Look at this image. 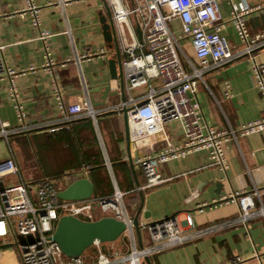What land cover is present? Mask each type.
<instances>
[{
    "label": "crops",
    "instance_id": "obj_1",
    "mask_svg": "<svg viewBox=\"0 0 264 264\" xmlns=\"http://www.w3.org/2000/svg\"><path fill=\"white\" fill-rule=\"evenodd\" d=\"M232 1L249 6L264 3V0ZM23 2L0 0V14L8 15L0 18V44L4 46L3 57L8 67L33 69L14 79L18 100L26 113L28 130L9 135L7 143L0 138V160L9 155L10 149L24 183L54 180L60 184L59 190L79 178L80 168H88L86 179L95 187L91 197H107L115 186L125 194L123 204L131 220L142 202L137 215L140 246L148 244L143 226L164 218H174L185 235L192 232L183 225L186 213L191 214L195 229L209 224H231L219 232L149 257V264H264V216H255L245 224H239L236 222L239 213L235 203L196 210L202 203L209 204L236 191L241 181L247 190L254 186L257 188L259 197L254 199V210L262 208L264 211V134L255 133L230 142L225 147V171L206 168L205 152L198 151L182 160L159 165L157 171L165 181L158 186L144 188L136 160L144 155H154L163 147V138L173 145L180 144L181 128L177 121H171L164 124L163 133L135 143L128 139L126 143L120 115L104 112L121 102L118 83L110 79L109 74L108 63L115 60V53L106 48L99 23V17L105 15L102 0H69L62 5L59 0H36L40 20L38 28L31 26L28 16L14 14L21 10ZM218 11L226 19L228 4L225 0L220 2ZM245 24L249 35L263 31L264 13L251 14ZM222 35L232 53L241 49L229 25L224 26ZM182 45L191 56L185 55L187 62L184 63L185 71L190 73L191 68H198V63L188 43ZM118 49L122 62L124 55L119 43ZM46 50L52 59L48 67H44ZM80 56L90 57L76 63ZM263 63L264 47L250 57L233 59L202 74L194 99L200 106L206 126L234 130L264 116L259 94L250 76L253 64ZM114 66L116 70V64ZM150 84L157 87L158 81L151 80ZM6 87L4 81L0 82V124L13 129L16 120ZM104 87H109L110 94L103 107H93L99 112L94 123L86 118L61 122L54 88L59 91L63 105L69 106L84 98V90L94 104L102 102L97 91ZM145 90H124V102L128 103V97L144 94ZM226 91L227 98L224 97ZM258 151L260 153L254 157ZM133 236L135 246L139 248L134 229ZM125 242L126 238L121 236L114 242L100 244L98 250L109 254L112 249L124 254L128 251ZM96 251L90 247L83 252L86 262L93 260L92 254L95 256ZM0 259L15 261V256L0 255ZM143 264L146 263L143 261Z\"/></svg>",
    "mask_w": 264,
    "mask_h": 264
},
{
    "label": "built area",
    "instance_id": "obj_2",
    "mask_svg": "<svg viewBox=\"0 0 264 264\" xmlns=\"http://www.w3.org/2000/svg\"><path fill=\"white\" fill-rule=\"evenodd\" d=\"M69 0H59L62 5ZM222 0H105L111 14L117 42L121 45L124 59L121 62L124 90L134 91L145 88V93L128 97V103L120 104L107 111H119L125 105L130 142H139L153 135L163 133L164 124L177 121L181 128V142L178 145L162 139L161 147L154 155H144L136 160L144 188L158 186L165 180L157 171L159 165L172 160H182L186 156L204 151L207 158L206 168L225 171L226 159L222 146L236 142L255 133L264 134V116L242 124L236 129L217 130L208 127L202 119L198 102L194 99L198 81L204 72L222 66L233 59L250 57L264 47V30L249 35L246 28L247 18L254 13H264V3L249 6L244 2L225 0L228 4L226 19L222 18L218 6ZM18 16H28L34 28L39 26V7L36 0H24ZM8 15L0 14V18ZM175 24L177 25L174 28ZM225 25H229L238 39L241 49L232 53L222 35ZM139 32V40L135 30ZM187 42L198 68L187 73V62L183 43ZM4 46L0 44V82H5L6 92L11 103L16 126L8 129L0 124V138L7 143L9 135L28 130L24 112L15 90L14 79L23 76L27 70H14L8 67L3 57ZM93 56V55H92ZM90 56L76 58V63ZM44 67L52 64L50 53H44ZM63 66V64H61ZM254 87L264 109V63L253 64L250 69ZM157 80V87L150 84ZM78 103L64 106L59 91L54 88L57 109L62 115L61 122L72 118H86L93 123L99 112L91 106L88 94ZM229 95L226 93L224 97ZM53 132V129H49ZM9 150V155L0 160V255L15 256V261L0 259V264H57L61 255L51 237L56 221L62 216H70L83 222H92L101 217H111L123 224L121 236L126 238L128 251L124 254L109 250L105 254L98 250L96 241L91 248L97 249L96 255L86 262L83 255L66 258L62 264H143L149 258L184 243L204 237L231 224H209L195 229L192 216L186 213L183 225L191 234L182 233L174 218H164L143 226L148 235V244L136 248L132 220L123 204L124 193L113 186L111 195L103 198L89 197L81 201H65L57 198L59 185L54 180L38 183H24ZM88 168L79 170V178H87ZM67 177V176H66ZM13 178L12 184L4 182ZM257 188L247 190L240 181L236 191L218 197L209 204L202 203L196 210L235 203L238 208L236 222L245 224L255 216H264L262 208L255 211L254 199L258 198ZM33 238L29 245H19L18 239Z\"/></svg>",
    "mask_w": 264,
    "mask_h": 264
},
{
    "label": "water",
    "instance_id": "obj_3",
    "mask_svg": "<svg viewBox=\"0 0 264 264\" xmlns=\"http://www.w3.org/2000/svg\"><path fill=\"white\" fill-rule=\"evenodd\" d=\"M102 2L105 8V15H101L99 17L102 39L106 48L113 50L115 53V60L109 61L108 63L110 79L117 81L120 102L123 104L124 81L118 42L105 0H102ZM135 33L139 35L137 28ZM114 64H116V70ZM97 92L100 93V99H102V102L94 104L93 100L89 98L90 104L92 107H103L106 102L105 99L110 94L109 87H104ZM126 110L127 108L123 105L119 111H109V113H117L120 115L123 124L124 138L127 143L128 128ZM259 153L260 151L255 152L254 157H256ZM135 186L138 187L136 182ZM94 192V185L88 179L80 177L59 190L57 198L65 201H81L91 197ZM141 207L142 202H140L134 216L132 217V226L136 234L139 248H141V246L139 244V226L137 224V215L139 214ZM123 230V224L111 217H101L92 222H83L70 216H62L56 221L54 231L49 239L56 243L61 255L66 258H76L81 256L83 252L91 247L95 241L99 244L114 242L121 236ZM31 243H33V238L31 237H23L18 240L19 245H29ZM143 261L146 264H149L147 258H144Z\"/></svg>",
    "mask_w": 264,
    "mask_h": 264
},
{
    "label": "rangeland",
    "instance_id": "obj_4",
    "mask_svg": "<svg viewBox=\"0 0 264 264\" xmlns=\"http://www.w3.org/2000/svg\"><path fill=\"white\" fill-rule=\"evenodd\" d=\"M191 50V49H190ZM183 51H184V53H185V55L187 56L188 55V57L189 58H191V56L189 55V53L187 52L188 51V49L186 50V48H183ZM230 143V142H229ZM228 143V144H229ZM228 144H225V145H223L222 146V149H223V153H224V157H225V159H226V155H225V147L228 145ZM11 145H12V148H13V150H15V145L13 144V143H11ZM4 182L5 183H7V184H12V182H11V180H10V178H7V179H5L4 180ZM61 182V181H60ZM59 182V183H60ZM58 185H60V184H58ZM55 225H56V223H55ZM121 237V236H120ZM119 237V238H120ZM19 240V239H18ZM124 245H126V242L124 243ZM90 248V247H89ZM95 256H94V254H92V259L94 258ZM64 262H66V259L64 258V257H59L58 259H57V264H62V263H64Z\"/></svg>",
    "mask_w": 264,
    "mask_h": 264
}]
</instances>
